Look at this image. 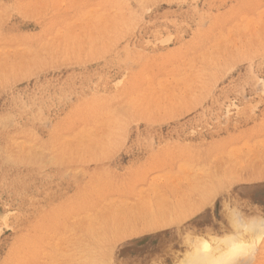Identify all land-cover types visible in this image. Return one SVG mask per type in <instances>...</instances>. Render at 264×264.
<instances>
[{
	"label": "rangeland",
	"instance_id": "374dc122",
	"mask_svg": "<svg viewBox=\"0 0 264 264\" xmlns=\"http://www.w3.org/2000/svg\"><path fill=\"white\" fill-rule=\"evenodd\" d=\"M225 182L264 208V0H0V264H160Z\"/></svg>",
	"mask_w": 264,
	"mask_h": 264
},
{
	"label": "clouds",
	"instance_id": "9594fccd",
	"mask_svg": "<svg viewBox=\"0 0 264 264\" xmlns=\"http://www.w3.org/2000/svg\"><path fill=\"white\" fill-rule=\"evenodd\" d=\"M220 203L219 219L216 204ZM211 210L213 234L218 229L230 228L242 235L259 232L264 238V208L244 201L233 193L230 183H222L207 194L197 211ZM169 227L175 229L174 239L164 248L160 264H239L243 255L250 252L252 245L246 241L232 251L213 250L209 245L208 228L189 226L186 220L173 221ZM205 245L207 247H205ZM247 249L248 251H243Z\"/></svg>",
	"mask_w": 264,
	"mask_h": 264
},
{
	"label": "bare ground",
	"instance_id": "6f19581e",
	"mask_svg": "<svg viewBox=\"0 0 264 264\" xmlns=\"http://www.w3.org/2000/svg\"><path fill=\"white\" fill-rule=\"evenodd\" d=\"M242 234L239 231H223V233L220 236H216L213 234H208L210 237L209 239V245L210 247L215 251L217 249H220L225 252H230L234 250L241 241H246L248 244H253L256 242L255 239H253V235H244L241 240H238L237 238L240 237ZM247 249H243V251H246Z\"/></svg>",
	"mask_w": 264,
	"mask_h": 264
},
{
	"label": "snow or ice",
	"instance_id": "6c2138e0",
	"mask_svg": "<svg viewBox=\"0 0 264 264\" xmlns=\"http://www.w3.org/2000/svg\"><path fill=\"white\" fill-rule=\"evenodd\" d=\"M205 247H207V246L205 245Z\"/></svg>",
	"mask_w": 264,
	"mask_h": 264
}]
</instances>
